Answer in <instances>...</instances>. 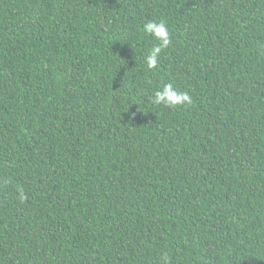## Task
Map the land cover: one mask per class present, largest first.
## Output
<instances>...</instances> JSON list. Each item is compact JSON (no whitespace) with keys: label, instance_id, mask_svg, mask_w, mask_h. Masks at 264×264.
Instances as JSON below:
<instances>
[{"label":"trees","instance_id":"obj_1","mask_svg":"<svg viewBox=\"0 0 264 264\" xmlns=\"http://www.w3.org/2000/svg\"><path fill=\"white\" fill-rule=\"evenodd\" d=\"M164 256L264 264V0H0V264Z\"/></svg>","mask_w":264,"mask_h":264},{"label":"clouds","instance_id":"obj_2","mask_svg":"<svg viewBox=\"0 0 264 264\" xmlns=\"http://www.w3.org/2000/svg\"><path fill=\"white\" fill-rule=\"evenodd\" d=\"M143 31L154 38L158 43L153 46L145 55V63L148 68H155L160 63V53L171 43L169 28L163 20L149 21L143 25ZM152 103L155 105H164L168 108L190 105L192 97L186 91H178L172 83L162 85L156 90L152 97ZM9 181L5 180L7 184ZM19 198L25 199L22 188H18ZM164 264H168L167 257H162Z\"/></svg>","mask_w":264,"mask_h":264}]
</instances>
